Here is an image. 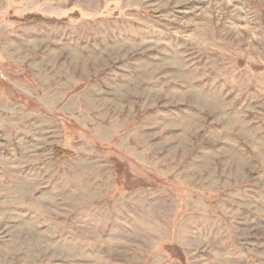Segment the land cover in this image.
I'll return each mask as SVG.
<instances>
[{
	"label": "rangeland",
	"instance_id": "obj_1",
	"mask_svg": "<svg viewBox=\"0 0 264 264\" xmlns=\"http://www.w3.org/2000/svg\"><path fill=\"white\" fill-rule=\"evenodd\" d=\"M0 264H264V0H0Z\"/></svg>",
	"mask_w": 264,
	"mask_h": 264
},
{
	"label": "trees",
	"instance_id": "obj_2",
	"mask_svg": "<svg viewBox=\"0 0 264 264\" xmlns=\"http://www.w3.org/2000/svg\"><path fill=\"white\" fill-rule=\"evenodd\" d=\"M22 22L27 23V24H33V23H38L43 21V18L36 16V15H27L24 18L21 19ZM54 153V157L55 158H69L72 156V154L68 151L62 150L60 148H56L53 151ZM118 170L121 169V165L120 164H116L115 166ZM123 170V169H122ZM165 251L169 254V255H173V257L178 260V262L182 263L183 262V258L182 255L180 253V251L177 248H165Z\"/></svg>",
	"mask_w": 264,
	"mask_h": 264
}]
</instances>
